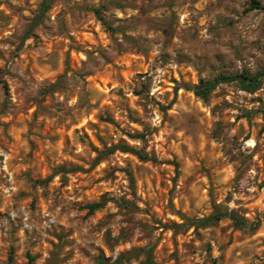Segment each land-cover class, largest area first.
Here are the masks:
<instances>
[{
  "label": "rangeland",
  "instance_id": "1",
  "mask_svg": "<svg viewBox=\"0 0 264 264\" xmlns=\"http://www.w3.org/2000/svg\"><path fill=\"white\" fill-rule=\"evenodd\" d=\"M44 1L0 0V264H264V101L192 91L264 72V10Z\"/></svg>",
  "mask_w": 264,
  "mask_h": 264
},
{
  "label": "trees",
  "instance_id": "2",
  "mask_svg": "<svg viewBox=\"0 0 264 264\" xmlns=\"http://www.w3.org/2000/svg\"><path fill=\"white\" fill-rule=\"evenodd\" d=\"M49 6L47 5V1L45 0L42 4V9L40 11V14L35 19V21L32 24L31 30H33L43 19L46 11L48 10ZM254 10H264V6L260 3L259 0H250V6L249 11ZM30 30V31H31ZM264 77V72L259 74H251L250 72H242L240 74H233V75H219L217 76L214 81H201L198 86H196L192 91L195 93V95L205 101H207L210 97V94L214 91V89L222 83H232L237 82L239 87L242 90L249 91V92H255L257 91L261 85H262V78ZM4 88L6 90V93L9 92V88L5 82ZM190 89V88H189ZM122 151L124 152H131L138 155L140 158L144 159L143 156L133 148H130L129 146H121ZM116 150L114 148L111 151ZM99 160V157L97 161ZM102 207L101 203L92 204L89 206L90 211L93 212L99 208ZM214 211L211 215L206 216L204 218H196V219H189V226L195 227L196 229L199 228H207L210 226H214L218 224L223 218H229L233 220L236 225L244 227L246 224V220L239 216L237 212L234 210H230L228 208H221L218 205L213 206Z\"/></svg>",
  "mask_w": 264,
  "mask_h": 264
},
{
  "label": "built area",
  "instance_id": "3",
  "mask_svg": "<svg viewBox=\"0 0 264 264\" xmlns=\"http://www.w3.org/2000/svg\"><path fill=\"white\" fill-rule=\"evenodd\" d=\"M249 95L252 96V94ZM254 95L262 98L264 101V84L256 92H254Z\"/></svg>",
  "mask_w": 264,
  "mask_h": 264
}]
</instances>
